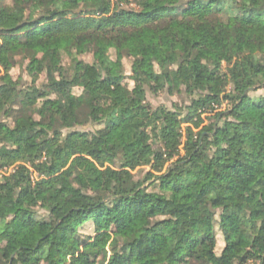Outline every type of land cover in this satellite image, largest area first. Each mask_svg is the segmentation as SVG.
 I'll use <instances>...</instances> for the list:
<instances>
[{
    "label": "trees",
    "instance_id": "16d2710c",
    "mask_svg": "<svg viewBox=\"0 0 264 264\" xmlns=\"http://www.w3.org/2000/svg\"><path fill=\"white\" fill-rule=\"evenodd\" d=\"M261 89L264 0H0V264H264Z\"/></svg>",
    "mask_w": 264,
    "mask_h": 264
},
{
    "label": "rangeland",
    "instance_id": "374dc122",
    "mask_svg": "<svg viewBox=\"0 0 264 264\" xmlns=\"http://www.w3.org/2000/svg\"><path fill=\"white\" fill-rule=\"evenodd\" d=\"M109 46V45H106V47ZM110 54L113 55V52L112 50L110 51ZM81 58L86 60V61H90L91 60V55L90 54H85V55H81ZM54 60H55V63L59 64V62H61V57L59 55H56L54 57ZM63 61H66L65 58H63ZM28 62V59L27 60H24L23 62V66H21V63H19V61L17 62V64L14 66V68L11 70L13 75L17 76L19 74H21L25 80H30L28 74H27V71L25 69V66H26V63ZM124 62V68H125V72L128 74L129 73V70H130V61L129 59L125 58L123 60ZM31 69L32 70H35V65L33 64L31 66ZM43 80V74H40V76H38V78L36 79V83L37 84H40ZM125 83H127L129 85V87H132V84L131 82L128 80V79H125L124 80ZM79 88H75V93H78L79 92ZM257 93H264V89H261V90H258ZM177 98L175 97H169L167 96L166 94H160L159 96L155 97V96H152L151 94H148L147 96V100L148 102H150L151 105L153 106H156L160 103H164L166 105H170V102L172 100H176ZM227 106V104H222V106L220 108H218L217 110H224ZM211 114H202L201 115V118L203 120V123H207L209 121L208 117L210 116ZM95 127L93 126H84V127H81V128H78V129H81V130H86V131H93ZM89 167L92 168V169H97L98 166L94 163V162H91L89 164ZM145 169H148V168H145ZM35 176V174L33 175ZM95 227H97V231L94 232V226L92 224L88 225V227H86V229H84V233H92L94 236H95V239L97 240V243L100 245V246H106L110 237H111V232H110V229L109 228H106L103 224H98L96 225ZM216 237H217V246H216V251L217 252H220L221 249L224 247V241H223V238H222V235L221 233L217 232L216 233Z\"/></svg>",
    "mask_w": 264,
    "mask_h": 264
}]
</instances>
